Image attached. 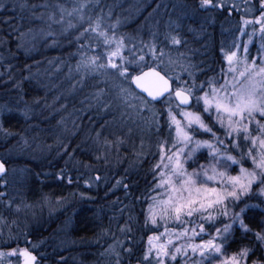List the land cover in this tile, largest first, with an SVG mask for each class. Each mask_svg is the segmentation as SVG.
Listing matches in <instances>:
<instances>
[{
    "label": "trees",
    "instance_id": "trees-1",
    "mask_svg": "<svg viewBox=\"0 0 264 264\" xmlns=\"http://www.w3.org/2000/svg\"><path fill=\"white\" fill-rule=\"evenodd\" d=\"M15 1L18 4L0 6V114L3 128L13 134L5 136L0 132V162L6 169L0 179V193L5 194L0 198V222L6 221V225L0 224V250L7 248L2 245L11 234L18 238V243L11 242L10 247L29 245L25 239L31 245H39L36 252L38 258L43 257L40 264H145L142 257L147 238L154 233L144 227L142 210L148 205L140 201L153 187L151 169L159 158L158 147L164 130L155 137L148 135L146 129L137 125L134 116L113 102L106 104L94 99L84 103L101 80L109 84V78H102L96 70L76 73L75 67L82 62L83 55L71 36H62L56 46L38 40L40 32L47 27L38 5L56 0ZM106 1L112 13L126 7L141 12L117 31L122 36L131 35L136 41L146 42L143 51L130 54L126 48L128 60L131 55L138 59L144 56L150 66L169 74L156 62L161 53L174 52L179 56L175 75L197 85L219 76L223 66L222 45H230L233 40L246 43L250 38L240 36L238 29L245 27L239 17L228 15L230 6L203 11L194 5L199 0ZM192 7L195 11L191 14L188 10ZM219 11L218 15L203 13ZM154 30L158 41L153 38ZM252 30L250 26L245 28L247 33ZM255 32L251 37L250 57H255L264 43L260 32L257 29ZM175 36L179 44L172 43L171 37ZM147 46H154L155 56L148 53ZM96 49L99 48L89 47L86 52L96 53ZM114 90L113 86L109 87L110 99ZM133 150L142 162L129 165ZM67 153L73 154L75 162L83 161L82 166L91 161L100 167L108 165L109 168L96 171L108 176L110 182L89 187L81 177L82 166L76 169L70 160L67 166H72V171L62 166L64 155L69 157ZM120 167H128V171L125 174L115 171ZM60 172H64L62 178L58 177ZM123 185H128L127 190ZM79 191H86L92 198L81 201ZM58 198L72 203L62 211L51 213L48 204ZM240 206L244 207L243 203ZM40 218L43 220L34 224V219ZM249 221L250 227L258 231L257 222ZM65 224L68 229L64 244L59 243L58 228ZM125 227L131 229L130 233L121 231ZM206 229L210 228L206 226ZM230 240L234 241L228 249L230 252L250 240L255 242L251 234L243 237L238 227ZM182 242L177 240L174 244L179 246ZM115 243L119 251L111 252L109 248ZM126 249H131V254ZM190 257L195 256L189 252L188 257H178L173 264H186Z\"/></svg>",
    "mask_w": 264,
    "mask_h": 264
},
{
    "label": "snow or ice",
    "instance_id": "snow-or-ice-1",
    "mask_svg": "<svg viewBox=\"0 0 264 264\" xmlns=\"http://www.w3.org/2000/svg\"><path fill=\"white\" fill-rule=\"evenodd\" d=\"M200 4L202 8L225 7L222 2L214 4L213 0H200ZM258 4L259 18L245 19L243 25L246 28L259 24L260 39L264 41V0H258ZM247 5L248 0H244L245 14ZM232 7L238 11L234 5ZM99 27L97 24L96 29ZM238 31L242 36L249 35L248 43L233 40L230 45H222L220 56L223 66L219 76L199 85L179 75H162L146 63L144 56L125 60L121 55L123 39L109 38L106 32L98 33L105 45H115V49L108 54L107 67L116 70L139 89V96L143 97L139 103L145 105L144 110L150 111L147 107L149 104L166 105L159 112V120L163 124L155 116L153 121L158 130L167 127L169 139L159 144L160 159L151 169L153 187L140 201L148 205L142 210L144 227L154 233L147 238V248L142 257L145 264H173L178 257H188L189 252L193 256L199 255L200 260L196 264L211 260H218L219 264H264V43L257 49V55L250 57L248 44L252 43L251 37L256 34L255 28L251 34L244 28ZM171 40L173 44L180 43L175 37H171ZM147 47L148 53L155 56L154 46ZM128 51L130 54L135 52V46ZM117 57L122 63L113 62ZM162 57L163 53L160 54ZM101 58L82 56V67L85 71L103 70L104 66L99 63ZM144 68L148 70L144 71ZM137 72L139 74L133 75ZM127 96L125 91L123 97L126 99ZM217 131L223 133V138L217 135ZM0 132L5 136L13 135L3 128L2 114ZM199 135L210 136L211 140L197 139ZM201 149L207 150L209 162L199 164V171L188 172L185 165L197 163L195 157ZM231 152H237L239 159ZM249 161L251 169L243 166ZM237 165L239 173L229 174V169ZM5 172V165L0 162V179ZM93 179L99 182L101 177ZM88 186L91 187L90 184ZM123 186L127 190L128 185ZM4 195L0 193V198ZM253 197L261 203H245ZM242 203L244 207L236 212L235 209ZM8 207H11L10 203ZM253 209H258L261 216L257 222L258 231H253L244 219ZM225 220L228 222L224 223ZM131 221L129 217V223ZM170 222L181 230H170ZM218 223L222 226L215 227ZM0 224L6 225V221ZM162 225L164 231L160 232ZM205 225L215 228V232L206 231ZM235 227L241 230L245 238L251 234L255 242L250 240L229 253L228 249L234 242L230 237ZM121 231L130 233L131 229L125 227ZM204 236L209 238L205 240ZM174 239L184 243L176 246ZM196 239L200 242H191ZM11 242L18 243V238L9 234L2 247H10ZM25 243L31 246V250L29 247H17L9 252L0 251V264L11 257L22 264H40L43 257L38 258L34 254L39 245H31L27 239ZM126 251L131 254V249Z\"/></svg>",
    "mask_w": 264,
    "mask_h": 264
},
{
    "label": "rangeland",
    "instance_id": "rangeland-1",
    "mask_svg": "<svg viewBox=\"0 0 264 264\" xmlns=\"http://www.w3.org/2000/svg\"><path fill=\"white\" fill-rule=\"evenodd\" d=\"M14 0H0V6L1 8L4 7L6 4L8 3H13ZM223 3L225 5V7L230 6L231 7V14L230 11L227 12L228 15H234L233 18H236L235 15L237 17H239V21L240 23L243 25V20L247 19V20H255L258 19L260 16V12L258 10L259 8V4H258V0H248V11L247 14H245V7H244V0H213L214 4H218V3ZM108 2L106 0H56V1H51L50 2H46L44 4H39L38 7L40 8L39 11L41 12V15L45 21V23L47 24V27L45 29H43L40 32L39 35V39L38 40H43L46 41L48 44H50L51 46H56L58 44H60L59 39L62 36H71L72 40H75V45L77 48H79L80 52H82L81 54L83 56H89V57H102L99 60V63L101 65L104 66L103 70L100 69H96L97 73H99V75H101L102 78H109L110 83L108 84L107 81H103L101 80V83L99 85V87L93 91V93L89 96V98L85 97L84 103L88 104L87 100H91L93 101L95 100H101L104 101L106 104H109L110 102L114 103V106L122 108L123 110H125V112L130 115V116H134L136 121L138 122L137 125L142 126V128L146 129V131L148 132V135H152L155 137V134L160 132L162 129L164 130V137L161 140L165 141L168 140V129L167 127H163L160 128L159 130L157 129L156 124L153 121V116L156 117L157 121H159V123L162 125L161 121L159 120V112L160 109L162 107H166V105L163 104H149L147 105V107L150 109V111H145V105L143 103H139L140 100L143 99V97H140L139 94L137 92H135V90H133V86L132 84L128 83L125 78L121 77L119 75V73H113L112 70L114 69H110L107 67V63H108V54L113 51L115 49V45H105L103 38L101 36L98 35L99 32H106L108 33L109 38L111 37H116L117 40L123 39V49L121 51V55L124 57L125 60H128L127 55L125 54V50L126 48H133L135 46L136 51H143L141 49H144L146 42L143 41V39H140L138 41L135 40V38L131 35L128 36H122L121 32H117L119 28L127 25L129 23V21L131 20H135L138 16V13L141 12H133V9H129V8H120V10L118 12H114L111 9H109L108 7ZM194 5L200 7L203 11H207V9L209 8H202L201 4H200V0L199 2H195ZM193 5V6H194ZM235 6V9L237 10H233L232 6ZM192 6V4H191ZM211 8H216V7H211ZM191 14L193 13V11H195L192 8H190L188 10ZM221 12V11H219ZM158 13V12H157ZM170 13V12H168ZM205 14H209V15H214V13H216V15H218V12H203ZM242 20V21H241ZM97 24L100 25V27L98 29H96ZM113 26V27H112ZM250 27H252V29H254V26L249 25ZM243 27H245L243 25ZM89 28H93L96 29V31H86ZM260 25L256 24L255 25V29H257V31H259ZM111 29L113 30V32H111ZM245 30V28H244ZM154 40L158 41V37L157 35H155L157 33V30H154ZM253 31V30H252ZM115 33V34H114ZM118 36H117V35ZM251 34V32L249 33ZM158 35L160 37V34L158 32ZM240 36H242L240 34ZM249 36V35H248ZM244 37V35H243ZM161 38V37H160ZM176 38V36H175ZM249 39L246 40V43H248ZM89 44V45H85ZM252 43L248 44L249 50L251 49V45ZM89 47H95V48H99L96 49V53H92L91 52H86L87 50H89ZM260 47V46H259ZM84 49L83 51H81V49ZM104 49L105 51H101V49ZM133 57L131 55V58L129 60H131ZM138 59V58H137ZM114 63L120 64L122 63V61L117 57L113 59ZM161 64L162 66H164L165 70L168 71L169 75L171 77L176 76L175 75V71L178 68V63H179V56L176 55L174 52H169V54H164L162 58L158 57L157 58V62ZM76 73H80L82 75V72L85 70L82 67L81 63H78V66L75 67ZM184 80H187L184 79ZM114 87L115 90L112 91L111 93H113V97L110 99V92L109 87ZM108 88V89H107ZM133 88V89H132ZM127 91L128 96L125 99L123 97V93ZM262 123H264V121H262ZM62 130H60L61 133ZM112 131V130H111ZM63 132V131H62ZM115 133V132H113ZM63 134V133H62ZM217 135L221 136V138H223V135H220L219 132H217ZM255 135V133H254ZM197 139L200 140H211V137H204V135H199L196 137ZM94 146L92 145V148ZM67 151V150H66ZM59 154V153H58ZM69 154V153H67ZM133 157L131 158V161L129 163V165L131 164H138L141 161V157L140 155L133 150ZM233 156H237V158L239 159V156L237 153H230ZM75 157L73 156V154H69V157H65L64 155V162L62 163V166H66L65 169H67L66 171H72L73 167L72 166H67L69 164V160L71 161L72 164L76 165L75 168L76 169H80L82 166L83 161H80L78 158V161L75 162ZM160 157L158 158L157 162L159 161ZM197 163L194 164H186L185 167L187 168L188 172H192L193 170L199 171L198 165L199 164H207L208 161V155H207V150L206 149H201L200 152H198L196 154L195 157ZM156 162V163H157ZM60 163V164H61ZM155 163V164H156ZM81 164V165H80ZM98 164V163H96ZM128 164V162H127ZM120 165H123L122 163ZM124 166V165H123ZM133 166V165H132ZM243 166L245 168H249L251 169L252 165L251 162H247L244 163ZM83 167V172H81V177L83 178V182L85 184H90L91 186H96V185H104V184H108L110 182L109 177L104 175L103 173H99L96 171L97 168H109L108 165H104L103 167H100L99 164L95 165L92 161L88 164L85 163V165L82 166ZM122 168V169H120ZM117 169L120 170H116L120 173H126L128 170V167H120ZM71 169V170H69ZM104 172V169L102 170ZM64 172H60L59 174V178H62L61 175ZM239 173V165L237 166H233L232 169H229V174L231 175H237ZM96 176H100L101 179L99 182H96L93 178ZM68 177V176H67ZM71 176H69L70 178ZM82 182V180H81ZM211 186V185H210ZM253 191H256V189H254ZM152 195H155V193H152ZM79 199L81 201L83 200H88L91 197L90 194H88L86 191H79L78 193ZM71 200H66V199H61L58 198L54 201H50L48 204V209L51 213H57L59 211H62L64 209H66L68 206L71 205ZM261 201L259 199L255 200H251L249 199V202L247 204H260ZM241 205V204H240ZM244 205V204H243ZM262 207H264V205H262ZM241 206L237 207L235 209L236 212H239ZM249 213V218L246 220L245 218V223L249 224V226L251 225L250 223V218L251 220H253L254 222H258L259 219L261 218L259 210L258 209H253L248 211ZM43 219H34V224H39ZM29 221V220H28ZM31 222V221H29ZM228 221H224V223H227ZM173 226V227H171ZM205 225V229H206ZM222 224L218 223L215 225V227H221ZM256 227H258V225H255ZM16 228H19L18 226H15ZM168 227L170 230H176L179 231L181 229L178 228V226L175 223L170 222L168 224ZM68 229V225H64L58 228V240H61V242L59 243H66L64 242L63 239L67 238V233H65ZM235 229V228H234ZM160 232L164 231V227L163 225L160 227L159 229ZM206 231L215 232V228H210L209 230L206 229ZM253 231H255L253 229ZM209 237L208 236H204L203 239L207 240ZM177 241L174 239V242ZM182 241V240H181ZM184 243V241L182 242ZM19 247L20 249H23L25 247H29L31 250V246L30 245H21V244H17L16 246L10 247V248H5V249H1L0 251H4V252H9L11 251L12 248H17ZM109 249H111V252H117L118 250V244L115 243L114 245H112ZM229 253H231L228 250ZM35 255H37L38 253L35 251L34 252ZM200 260V257H190L186 260V264H196V262ZM3 264H22V262H18L17 259L15 257H11V258H5L3 261ZM204 264H219L218 260H211V261H205Z\"/></svg>",
    "mask_w": 264,
    "mask_h": 264
},
{
    "label": "water",
    "instance_id": "water-1",
    "mask_svg": "<svg viewBox=\"0 0 264 264\" xmlns=\"http://www.w3.org/2000/svg\"><path fill=\"white\" fill-rule=\"evenodd\" d=\"M152 67H153V66H152ZM153 68H155L157 71H160L162 75L165 73V72H163L160 68H157V67H153ZM147 70H148V68L144 69V71H147ZM137 74H139V73H137ZM137 74H136V75H137ZM132 86H133L134 90H135L137 93H139V89H137L136 86H135L134 84H132ZM145 95H146V94H145Z\"/></svg>",
    "mask_w": 264,
    "mask_h": 264
},
{
    "label": "bare ground",
    "instance_id": "bare-ground-1",
    "mask_svg": "<svg viewBox=\"0 0 264 264\" xmlns=\"http://www.w3.org/2000/svg\"><path fill=\"white\" fill-rule=\"evenodd\" d=\"M17 1H19V0H17ZM14 3H15V4H18L15 0H14Z\"/></svg>",
    "mask_w": 264,
    "mask_h": 264
},
{
    "label": "flooded vegetation",
    "instance_id": "flooded-vegetation-1",
    "mask_svg": "<svg viewBox=\"0 0 264 264\" xmlns=\"http://www.w3.org/2000/svg\"><path fill=\"white\" fill-rule=\"evenodd\" d=\"M219 9L221 10L222 8L219 7ZM218 13H221V12H218ZM242 21V20H241Z\"/></svg>",
    "mask_w": 264,
    "mask_h": 264
}]
</instances>
